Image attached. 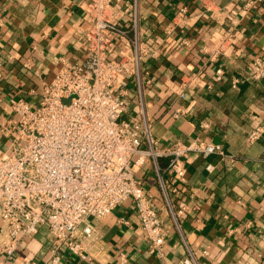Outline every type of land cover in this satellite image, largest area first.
<instances>
[{
	"label": "crops",
	"instance_id": "crops-1",
	"mask_svg": "<svg viewBox=\"0 0 264 264\" xmlns=\"http://www.w3.org/2000/svg\"><path fill=\"white\" fill-rule=\"evenodd\" d=\"M133 1L122 0L114 11L126 28L132 11L125 2ZM87 2L0 0V119L15 118L10 97L36 106L43 83L62 58H83ZM135 12L137 39L146 53L139 63L140 86L132 77L123 82L129 87L123 117L138 121L142 106L161 151L198 139L220 144L226 156L190 154L182 183L165 169L166 157L157 159L158 172L150 158L138 169L167 230L163 259L148 251L134 203L127 199L104 218L88 219L96 238L85 241V258L65 250L57 264H121L120 253L124 264H180L188 252L198 264H264V138L246 140L255 125L264 124V78L230 86V77L246 73L253 56L264 58V0H136ZM215 49L219 54L210 60ZM217 66L223 70L218 81L213 78ZM194 72H202L211 87H195L181 98L178 84ZM187 105L179 117L172 116ZM8 143L0 134V155ZM49 253L46 228L40 226L21 238L7 264H18L23 256L52 264Z\"/></svg>",
	"mask_w": 264,
	"mask_h": 264
},
{
	"label": "built area",
	"instance_id": "built-area-1",
	"mask_svg": "<svg viewBox=\"0 0 264 264\" xmlns=\"http://www.w3.org/2000/svg\"><path fill=\"white\" fill-rule=\"evenodd\" d=\"M87 1L83 58H62L54 76L43 83L36 106L10 97L8 105L15 118L0 119V134L9 142L0 155V264H7L21 238L34 235L40 226L48 236L47 262L57 264L65 250L85 258V241L96 238L88 219L104 218L127 199L134 203L148 251L163 259L167 230L136 175L138 169L150 158L158 172L157 159L166 157L165 169L174 182L182 183L190 154L226 156L220 144L198 139L176 142L161 151L142 106L138 121L123 117L129 91L123 82L132 77L140 86L139 63L146 53L137 39L136 0L125 2L126 10L132 11L128 28L114 16L122 0ZM231 35L226 34L224 41ZM209 54L215 60L219 51ZM222 76L217 66L213 78L218 81ZM263 78L264 58L255 55L246 73L230 77V86L237 88L242 79ZM201 85L211 87L202 72L185 75L177 94L186 98ZM188 107L174 109L172 116L179 117ZM260 138H264V124L255 125L246 135L248 142ZM158 178L175 219L163 179ZM175 224L179 226L176 219ZM118 260L124 264L125 254L120 253ZM18 264L38 263L23 256ZM180 264L198 263L188 252Z\"/></svg>",
	"mask_w": 264,
	"mask_h": 264
}]
</instances>
